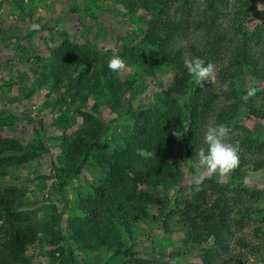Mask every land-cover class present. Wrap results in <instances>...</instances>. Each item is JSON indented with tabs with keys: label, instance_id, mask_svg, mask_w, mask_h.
<instances>
[{
	"label": "trees",
	"instance_id": "16d2710c",
	"mask_svg": "<svg viewBox=\"0 0 264 264\" xmlns=\"http://www.w3.org/2000/svg\"><path fill=\"white\" fill-rule=\"evenodd\" d=\"M91 1H84L83 8L89 9ZM253 1L125 0L130 11L141 9L148 17L142 42L151 47L154 63L173 65L182 75L162 88L159 106L139 104L123 111L133 118V131L111 149H95L106 125L90 112H82L81 124L69 134H48L43 119L26 112L23 116L31 125L29 138L19 133L2 134L18 117L0 113V264L21 263L35 243L41 245L49 264H78L79 250L94 256L98 248L109 252L104 255L107 262L116 259L115 264H150L138 256L135 243L126 240L133 242V228L141 219L156 223L164 232L184 231L183 243L199 250L200 262L190 264H240L248 254L264 261V241L251 244L237 236L233 247L227 244L236 224L247 211L254 210L244 205L247 195L259 200L263 191L223 182L215 175L195 188H187L175 166L181 159L198 157L201 125L211 119V126L224 123L231 131H241L239 144L244 153H239L240 165L230 177L238 176L246 165L252 170L264 167V132L253 129L247 133L240 122L241 114L250 119L264 118V86L259 87L264 83V16L254 17ZM18 7L21 11L25 8ZM250 18L256 21L252 27L247 24ZM53 55L54 62L41 81L44 85L51 79L54 88L63 84L66 94L56 102L60 108L63 105L59 102H68L67 96L86 101L91 93H100L101 78L112 94L129 83L117 81L108 69V61L115 54L107 49L90 50L62 36ZM194 57L217 67L219 87L206 82L203 88L195 84L192 92H187L192 79L183 62ZM249 87L258 91L245 103L241 96ZM33 92L27 89L25 99ZM62 119L54 120L52 127L63 128ZM53 139L62 156L59 167L52 162L56 171L53 185L64 202L63 187L87 164L95 166L99 176L85 191L77 188L64 228L60 220L67 204L52 217L42 237L30 212L20 210L30 204L25 203L31 200L32 191L26 194L16 185L5 186L14 179H6L12 175V167L41 159L44 152L49 153ZM137 148L152 151V159L142 160L136 155ZM35 178L40 185L48 175ZM33 180H26L25 188L29 189ZM256 212L261 213L262 208ZM236 245L240 246L237 251Z\"/></svg>",
	"mask_w": 264,
	"mask_h": 264
},
{
	"label": "rangeland",
	"instance_id": "374dc122",
	"mask_svg": "<svg viewBox=\"0 0 264 264\" xmlns=\"http://www.w3.org/2000/svg\"><path fill=\"white\" fill-rule=\"evenodd\" d=\"M84 1L86 0H0V113H11L18 117L16 124L3 129L2 134L19 133L22 137L29 138L31 125L23 116L26 112L35 119H43L48 127V134L61 132L69 134L81 124L82 112H90L106 125L95 149L100 150L103 147L111 149L121 144L122 138L133 131V118L123 111L127 107L136 108L139 104L147 107L159 106L162 88L166 87L173 77L179 75L180 70L173 65L156 64L152 60L151 47L142 42V33L147 26L145 21L148 17L144 16L141 9L130 11L125 0H92L91 7L86 9L83 8ZM18 5L25 6L23 11ZM253 6L254 17L264 16V0H254ZM255 23L252 18L247 20L250 27ZM33 24H39L40 30L33 31L31 28ZM62 36L90 50L111 51L124 59L128 66L135 67V74L123 73L117 76L114 73L117 81H129L115 94L111 93L105 79L101 78L98 83L100 93H91L86 101L80 98L69 99L67 96L68 102H59L63 105V108H60L56 102L66 94L63 84L59 83L58 88H54L50 84L51 79L47 78L49 82L43 85L41 78L49 72L54 62V47ZM213 84L219 87L216 74ZM194 86L195 83L190 82L187 92H192ZM262 86L264 83L259 87ZM27 89L34 90L29 99L24 97ZM59 117H63L65 126L52 127L51 123L57 121ZM240 122L242 127L247 129V133L253 129L264 132V118L250 119L241 114ZM211 123V119H207L201 125V137L197 143L199 149L206 145L204 133ZM240 132L239 129H232L227 142L238 143L239 153H244L239 144ZM48 149L49 153L44 152L41 159L32 161L29 165L12 167L10 169L12 175L7 176L6 179H14L5 186L16 185L26 194L32 191L29 194L32 202L27 200L25 204H30L21 206L20 210L30 212L42 237L52 217L67 204L60 220L64 228L65 219L71 213L70 207L78 195L75 192L77 188L85 191L84 188L90 183H95L99 176L95 166L87 164L79 175L70 177L63 187L67 199L64 202L61 192L53 185L56 181L53 178L56 171L52 162L57 168L62 157L56 139L52 140ZM175 166L182 172V185L195 188L197 185L192 183L193 177L202 171L198 157L181 159ZM42 174L48 175V178L44 179V184L39 185L35 176ZM32 179L34 180L28 186L29 189L25 188L24 182ZM221 181H229L230 184L240 183L248 188L256 187L263 191V196L259 199L261 201L247 195L244 205L254 210L244 214V218L236 224L234 234L227 240V244L231 247L234 246L233 242L237 236L244 237L248 243L260 244L264 241V167L252 170L246 165L238 176L229 175ZM255 206L257 208H254ZM259 207L262 208L261 213L256 212ZM151 212L156 211L151 209ZM132 235L133 242L127 237L126 240L130 244L135 243L138 256L146 258L150 264L200 262L198 248L193 244L183 243L184 231L164 232L156 223L141 219L133 228ZM238 249L240 246L236 245L235 251ZM42 251L40 244L30 245L19 264H49L47 256ZM97 252L94 256H90L79 250L78 264L116 263V259L109 262L105 260L104 255L107 256L109 252L104 248H98ZM248 255L240 264H264V261Z\"/></svg>",
	"mask_w": 264,
	"mask_h": 264
},
{
	"label": "clouds",
	"instance_id": "9594fccd",
	"mask_svg": "<svg viewBox=\"0 0 264 264\" xmlns=\"http://www.w3.org/2000/svg\"><path fill=\"white\" fill-rule=\"evenodd\" d=\"M33 31H39L40 25H31ZM184 67L191 77L192 81L204 87L206 82H213L215 79L216 69L212 63H206L203 58H185ZM108 69L117 76L127 73L128 75L135 74V67H130L125 60L118 55L112 56L107 64ZM230 83V82H228ZM228 83L224 85L225 91L228 90ZM258 89L249 87L246 94L241 96V99L247 103L249 99L256 96ZM231 128L224 123L210 126L204 133V143L207 148H200L197 155L199 164L202 165V171L193 177L192 183L199 186L203 181L212 176H218L220 179L229 176L240 165L239 145L232 144L228 141ZM136 155L144 161L152 159L154 153L147 148H137Z\"/></svg>",
	"mask_w": 264,
	"mask_h": 264
},
{
	"label": "crops",
	"instance_id": "0c3cea01",
	"mask_svg": "<svg viewBox=\"0 0 264 264\" xmlns=\"http://www.w3.org/2000/svg\"><path fill=\"white\" fill-rule=\"evenodd\" d=\"M1 10V9H0ZM1 13V12H0Z\"/></svg>",
	"mask_w": 264,
	"mask_h": 264
}]
</instances>
